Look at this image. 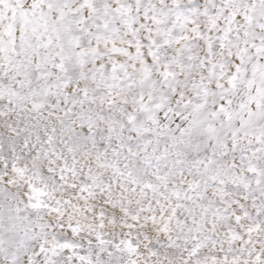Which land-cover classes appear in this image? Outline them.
I'll list each match as a JSON object with an SVG mask.
<instances>
[{
    "label": "snow or ice",
    "instance_id": "6c2138e0",
    "mask_svg": "<svg viewBox=\"0 0 264 264\" xmlns=\"http://www.w3.org/2000/svg\"><path fill=\"white\" fill-rule=\"evenodd\" d=\"M0 264H264V0H0Z\"/></svg>",
    "mask_w": 264,
    "mask_h": 264
}]
</instances>
